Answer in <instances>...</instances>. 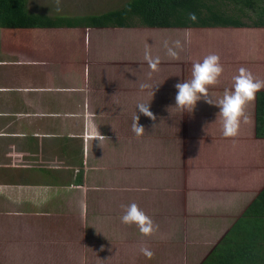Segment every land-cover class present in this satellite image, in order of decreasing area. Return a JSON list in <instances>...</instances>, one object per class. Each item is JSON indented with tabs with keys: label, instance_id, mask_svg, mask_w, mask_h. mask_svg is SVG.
<instances>
[{
	"label": "crops",
	"instance_id": "1",
	"mask_svg": "<svg viewBox=\"0 0 264 264\" xmlns=\"http://www.w3.org/2000/svg\"><path fill=\"white\" fill-rule=\"evenodd\" d=\"M108 28L113 27H37L14 32L0 27V205L12 210L15 206L19 215H28L36 231L46 236L40 224L57 215L69 219L62 228L69 221L102 216L132 202H143L150 209L153 203L146 205L148 196L152 202L155 199L143 184L158 180L161 188L166 187V202L186 212H181V217L192 219L201 214L199 218L217 236L218 230L226 227L199 259L201 264L245 211L253 209L264 189V137L256 134L257 93L246 105L250 120L244 123H249H241L236 136H223L216 119L218 108L200 100L186 122L190 136L182 140L175 134L177 122L168 117L180 111L171 106L175 85L172 92L164 88L163 93L169 96L163 98L161 88L141 87L147 80L135 73L136 63L125 64L124 69L112 64L107 68L106 62L94 58L86 30ZM187 57L199 60L196 54ZM229 57H225L223 69L231 74L234 57ZM242 64L237 67H244ZM247 69L256 74L254 68ZM223 75L218 83L208 86L210 95L222 96ZM147 97L156 119L138 112L139 123L149 129L137 137L131 125L137 103L149 102ZM155 133L161 135L155 137ZM145 141L149 147H165L164 159L156 150L142 155L140 144ZM125 161L145 168L130 169ZM146 163L155 164L147 169ZM120 196L123 199H118ZM263 209L264 196L248 215L251 218L246 219L245 228L260 244L264 242ZM58 221L44 227L55 228ZM27 228L23 224L17 228L15 238L10 227L0 230L3 248H18L23 236L32 235ZM60 232L54 233L62 235ZM64 244L74 246L66 240ZM37 246L40 249V244Z\"/></svg>",
	"mask_w": 264,
	"mask_h": 264
},
{
	"label": "rangeland",
	"instance_id": "2",
	"mask_svg": "<svg viewBox=\"0 0 264 264\" xmlns=\"http://www.w3.org/2000/svg\"><path fill=\"white\" fill-rule=\"evenodd\" d=\"M125 1L30 0V8L33 11L49 12L56 8L61 14H85L116 7ZM108 29L107 31L86 30V40L94 51L96 56L94 58L99 62L100 60L103 63L106 62L107 68L112 64L114 68L121 65L124 69L125 64L131 63L132 65L134 63L135 65L136 63L135 73H138L143 80H147L145 85L149 84L152 89L158 84L156 88H161L163 98L169 96V94L163 93L164 88L171 89L172 92L176 83L189 78L194 60L187 57L188 53L196 54L197 60L198 58L202 60L206 55L215 53L221 57L222 66L227 60L225 57H234L235 70L230 74L226 69H223V89L225 90L231 89L232 78L238 72L237 65L239 63H243L242 65L246 68H254L256 74L253 73V75L256 78L264 79V28L187 29L185 27L150 28L139 25ZM169 48L175 51V58L168 54ZM146 50L153 59L159 58L155 69L150 68L145 59ZM251 56L254 57L252 61ZM147 100L151 99L147 97ZM190 116L191 114L182 110L173 116H168L177 122L176 128H174L175 134L180 135L182 140L183 136L186 138L190 136L188 123L186 124ZM246 116L247 119H242L241 123L250 120V116L248 114ZM142 125L145 130L149 129V125H144V123ZM180 131L182 132L180 133ZM245 133H249V131H245ZM159 135L161 134L155 133V137ZM148 136L150 134H146L145 137ZM146 142L148 141L140 144L142 155H150L156 150L159 158L164 159L165 147H149ZM144 156L142 157L144 158ZM124 164L130 169L138 171L145 168L143 165L136 167L132 162L128 164L127 161ZM146 164H148L147 169H151L155 163ZM143 185L145 192L155 199L152 202V198L147 195L149 200L146 205L149 206L153 203L150 209H147L143 202L137 204L153 222L155 230L150 235H143L135 225L123 223L121 216L124 209L119 208L115 211L112 209L105 211L102 216L84 217L77 219L74 223L69 221L62 228L60 225L62 226L69 219H62L57 215L50 219L52 221L49 223L40 224L43 226L44 232L47 233L48 238L45 243L46 236L36 231L28 215H19L20 211L18 212L15 206L12 210V208L5 209L0 205L1 231L10 227L12 233L8 229V234L11 233L15 238L18 236L17 228L23 224L28 227L26 232L32 234L23 236L18 248H14V250L3 248L4 244L0 243V264H198L199 259H202V256L210 251L211 246L226 227L218 230L221 231L219 236L215 235L211 232V227L202 218H199L201 214L192 219H188L187 215L181 217V212H186H180L177 207L172 208L166 202V187L161 188L158 180L156 182L148 181ZM118 199H123V197L120 196ZM116 202L119 203V200ZM56 220H59L57 223L59 225L55 228L44 227L52 225V222ZM224 220L225 218L221 219V222L223 223ZM42 222L44 223L45 220ZM78 222L79 225H77ZM56 231H61L62 235L54 233ZM65 240L72 242L74 246L64 244ZM39 244L40 249L37 246ZM141 247L151 250L153 253L151 258L140 251Z\"/></svg>",
	"mask_w": 264,
	"mask_h": 264
},
{
	"label": "trees",
	"instance_id": "3",
	"mask_svg": "<svg viewBox=\"0 0 264 264\" xmlns=\"http://www.w3.org/2000/svg\"><path fill=\"white\" fill-rule=\"evenodd\" d=\"M52 11H57L54 8ZM59 11V10H58ZM195 19H191V15ZM186 27L264 28V0H126L116 7L85 14H49L33 11L30 0H0V27L36 29L37 27ZM256 134L264 137V90L256 95ZM237 223L214 246L201 264H264V242L246 233V219L262 201L264 189ZM264 210V209H263ZM247 212V213H246ZM247 215V216H246ZM258 215V214H255ZM262 216L264 217V211ZM243 230V232L241 231Z\"/></svg>",
	"mask_w": 264,
	"mask_h": 264
},
{
	"label": "clouds",
	"instance_id": "4",
	"mask_svg": "<svg viewBox=\"0 0 264 264\" xmlns=\"http://www.w3.org/2000/svg\"><path fill=\"white\" fill-rule=\"evenodd\" d=\"M191 19H195L194 14L191 15ZM168 54L173 58L176 57L175 51L171 48L168 49ZM145 59L150 68H156L158 57L153 59L146 50ZM222 72L223 66L220 63V57L215 53L208 54L202 60L193 62L191 78L176 83L175 103L171 106H175L185 113H192L197 106V102L204 100L206 103L218 108L216 119H219L221 123L222 135L234 137L237 135L241 120L247 119L245 114L246 105L255 98V94L259 90L264 88V80L256 78L250 70L241 67L232 78L231 89H226L222 96L217 98L209 94L208 86L218 83ZM145 86L141 84V87ZM157 86L158 84L155 88ZM150 102L141 101L136 105L137 115L133 118L131 128L137 137L145 131V127L139 123L138 112L153 120L156 119L155 114L150 109ZM97 137L99 140L103 138L102 136ZM121 221L125 224L135 225L143 235H150L155 230L151 218L135 202L125 206ZM140 251L149 258L153 255L147 247H141Z\"/></svg>",
	"mask_w": 264,
	"mask_h": 264
}]
</instances>
